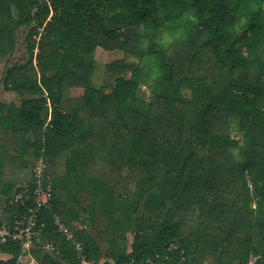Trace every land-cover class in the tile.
<instances>
[{"label":"trees","instance_id":"1","mask_svg":"<svg viewBox=\"0 0 264 264\" xmlns=\"http://www.w3.org/2000/svg\"><path fill=\"white\" fill-rule=\"evenodd\" d=\"M25 27L28 58L3 80L22 101L0 100V183L8 164L46 165L38 261L81 264L79 241L92 262L264 264V0H0L1 57ZM98 47L124 52L101 84ZM35 180L3 182L0 222L36 206Z\"/></svg>","mask_w":264,"mask_h":264},{"label":"rangeland","instance_id":"2","mask_svg":"<svg viewBox=\"0 0 264 264\" xmlns=\"http://www.w3.org/2000/svg\"><path fill=\"white\" fill-rule=\"evenodd\" d=\"M29 31V28H21L18 32V45H17V49L14 53V55L8 59L7 57H1L0 56V100L4 101V102H13L16 104H20L22 101L21 96L17 93V92H13V91H8L4 88L3 86V80L5 77V70L6 68L13 64L15 61H26L28 58V54H27V50L25 47V36L27 35ZM124 57V52L122 50H105L101 47H98L97 50L91 55L89 56V58L93 61L94 65H95V71H94V76H93V80L96 84H101L103 79H104V73H105V68H106V64L109 62H112L116 59H121ZM84 92V89L81 87H71L69 89H67L66 92V100L67 102L74 104L75 99L79 98L82 96ZM7 133V132H5ZM231 133L232 136L235 139H239L241 140L243 138L244 133L241 131L240 127H239V119L237 118H233L231 119ZM8 135L10 133H7ZM13 151V150H12ZM12 153H15L12 152ZM28 160L29 164L27 168H22L23 162L22 161H18L16 164L14 165H6L4 166L3 169V182L12 178V180L14 182H16V187L23 184V182L30 177L31 175V170H33L35 172V169H37V162L38 160H33V158L31 157H27L26 161ZM50 170L52 174H59L62 172L61 166L57 165V164H53L50 166ZM41 178V177H40ZM0 183V186L3 184ZM44 183V182H39ZM41 199L45 198V195L43 194V192H41L40 195ZM6 207V203H5V195L0 193V219H7L6 215H4L5 209ZM80 211V215L81 218H83L82 214H81V210ZM103 222H105L104 218L102 217H98L96 220V225H101ZM76 226L79 228L84 227L83 224H81L80 222L76 223ZM87 231L91 234H93L96 239L102 244L100 240V237L97 233V231L90 225H88L86 227ZM133 231L131 230L128 234H127V240H128V244L130 245L133 239ZM104 247V246H103Z\"/></svg>","mask_w":264,"mask_h":264},{"label":"built area","instance_id":"3","mask_svg":"<svg viewBox=\"0 0 264 264\" xmlns=\"http://www.w3.org/2000/svg\"><path fill=\"white\" fill-rule=\"evenodd\" d=\"M36 180L35 183L37 185L36 193V206L28 210L27 215H23L20 217H16L14 221L9 222L3 220L0 222V244H6L9 242L17 241L21 243V252L29 253L32 248L35 246L36 242L40 241V236L42 234L44 228V222H39V208L42 205H45L50 198V187L52 182L50 178L46 175V165L42 160H38L37 169H35ZM41 177V178H40ZM44 182V183H39ZM26 190L24 191V193ZM41 192L45 195V199H41ZM23 194L19 193L16 196V199H20ZM57 223L60 226V230L65 231L67 238L71 239L73 237V233L69 232L65 225L60 222V218L57 217ZM44 248L49 251L56 250L53 242H46L43 244ZM75 250L77 252L78 258L80 259L81 264H131L129 261L117 262L115 260H106L102 259L98 262H92L88 260L85 248L83 244L79 241L75 242ZM256 257H252L249 263L253 264ZM0 264H48L46 262H40L36 259L30 260L29 262H24L18 260L13 262L10 259H0ZM239 264V263H238Z\"/></svg>","mask_w":264,"mask_h":264},{"label":"crops","instance_id":"4","mask_svg":"<svg viewBox=\"0 0 264 264\" xmlns=\"http://www.w3.org/2000/svg\"><path fill=\"white\" fill-rule=\"evenodd\" d=\"M18 194L16 193L13 197H16ZM5 199H6V197H5ZM45 199V198H44ZM43 200V199H42ZM5 213V212H4ZM4 215H6V213L4 214ZM65 228H67V230L69 231V232H74L73 231V229H71V228H69V227H67V226H65ZM45 251L46 252H49V253H51L49 250H47V249H45ZM13 257V255L11 254V253H8V252H3V251H1L0 250V259H10V258H12ZM33 259H36V257L32 254V251L31 252H29V253H24V254H21V256L19 257V260H21V261H24V262H29L30 260H33ZM37 260V259H36Z\"/></svg>","mask_w":264,"mask_h":264}]
</instances>
